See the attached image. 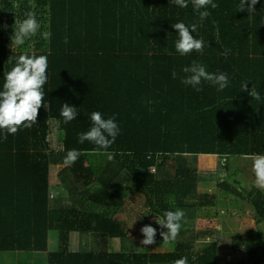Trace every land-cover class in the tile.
<instances>
[{
  "label": "trees",
  "instance_id": "16d2710c",
  "mask_svg": "<svg viewBox=\"0 0 264 264\" xmlns=\"http://www.w3.org/2000/svg\"><path fill=\"white\" fill-rule=\"evenodd\" d=\"M213 2L218 7L201 9L211 13L201 21L191 0L186 8L170 0H0V90L19 55L48 57L47 108L38 110V122L7 139L0 130V204H16L0 210L1 252L44 251L46 264H172L183 256L189 264H219L215 231L194 234L198 213L222 204L219 195L198 191L199 154L225 158V176L218 175L216 185L231 196L230 204L246 200L254 224H264V192L252 184L244 194L228 174L229 158L264 155V0L252 13L237 10L239 0ZM27 11L35 12L41 28L15 46V20ZM177 22L197 24L193 35L203 39L202 53L177 52ZM194 60L208 72L227 73L228 86L218 91L202 80L196 91L184 85L188 74L182 69ZM245 82L249 91H242ZM251 88L260 100L249 94ZM65 102L78 109L68 123L60 115ZM93 111L104 118L115 114L120 131L107 149L78 142V133L91 127ZM53 119L63 132L62 152L46 142ZM70 149L80 156L69 167L63 160ZM57 165L64 167L57 196L70 205L52 208L48 178ZM129 197L139 198L141 210L154 219L166 210H184L176 241L163 240L166 228L156 233L155 242L171 244L172 251L109 248L111 241L129 239L127 221L117 217ZM53 230L57 247L50 251ZM72 234L84 236L85 246L71 249ZM233 239L234 249L247 255L239 264H264L262 232L250 229Z\"/></svg>",
  "mask_w": 264,
  "mask_h": 264
},
{
  "label": "clouds",
  "instance_id": "9594fccd",
  "mask_svg": "<svg viewBox=\"0 0 264 264\" xmlns=\"http://www.w3.org/2000/svg\"><path fill=\"white\" fill-rule=\"evenodd\" d=\"M171 3L179 7L186 8L188 0H170ZM191 3L199 14L200 20H204L211 15L207 9L218 7L213 0H191ZM258 0H239L237 10L249 13L255 12V5ZM23 20H15L14 35L11 37V43L15 46L24 45L26 40L37 35L41 28V23L37 20L34 11H27ZM173 27L178 32V39L175 43L177 52L181 55L190 54L193 51L203 52L204 41L202 38H196L193 33L197 31V24L186 25L184 22H177ZM44 39H49L51 33L44 31L41 33ZM67 43V37L65 38ZM48 57L46 55L21 54L16 59L15 65L5 75L3 88L0 90V130H4V139L8 134H16L21 128H31L38 122L39 109L46 107L44 103L45 91L44 85L48 82L47 75ZM182 71L187 73L181 82L184 85H191L196 91L201 81H210L218 85V91H223L229 84L228 74L225 72L211 73L206 70V66L197 61L191 65L183 67ZM173 78L176 73L173 71ZM242 91H249L246 82L242 85ZM249 94L255 99L260 100V94L254 88H251ZM60 115L65 123H68L78 116V109L75 106L65 102L60 109ZM91 127L88 131L78 133L79 143L90 141L101 149H107L115 142L119 134V125L116 122L115 114L104 118L99 111H93L90 116ZM80 153L77 149H70L66 152L63 163L66 166H72L79 159ZM112 156L109 155V159ZM252 161V171L255 176L254 185L261 191H264V155L253 154L250 156ZM152 171V170H151ZM185 216L183 209L166 210L163 217H156V223L161 228H166V232H161L163 240L176 241ZM144 239L141 244L147 246L155 243L157 229L153 226L144 225L141 228ZM172 264H189L187 256L176 259Z\"/></svg>",
  "mask_w": 264,
  "mask_h": 264
},
{
  "label": "rangeland",
  "instance_id": "374dc122",
  "mask_svg": "<svg viewBox=\"0 0 264 264\" xmlns=\"http://www.w3.org/2000/svg\"><path fill=\"white\" fill-rule=\"evenodd\" d=\"M58 140H63L62 131L58 133ZM201 155L202 154L197 155L194 160L198 171V183L201 186L198 188V191L207 192L209 194L215 193L219 195L220 199H222V204L218 209H213L210 211L202 210L198 213L196 221L194 222V234L207 233L209 230L215 231L213 237H216L220 244L218 252L219 264L243 263L246 261L247 255L242 248H240V250L234 249L236 242L234 241L233 237L235 235L244 234L250 229H257L262 232L264 236V224H254V211L246 200H236L233 204H230L228 200L231 196L224 197V195H222V192L216 183L219 166L224 162L223 157H217L218 155ZM62 169H64L62 165H57L51 170V174L54 177L58 175L57 177L59 178ZM151 170H153V168H151ZM228 174L230 175L229 182L231 184H233L236 188L243 189L244 194L249 192L250 187L252 184L254 185L255 180L250 156H233L229 158ZM56 189L57 188L51 187V191H53V193L56 192ZM256 190H258V188L255 189V191ZM59 202L64 206L70 205L69 200L66 198L63 200L61 199ZM225 202L228 204H225ZM141 208L142 204L140 203L139 198L130 199L129 197L125 199V212L118 213L117 217L127 221L129 239L123 243L119 240L111 241L109 242V248L122 251H125L123 249L125 247L130 250H132L131 247H134L138 250H147L151 252L172 251L173 246L167 243L155 242L154 244L147 246L141 244V241L144 239L141 228L144 225L150 224L157 230L160 227V225L156 223V219H154L152 215L145 213V210L142 211ZM206 213H211V215L208 217L205 215ZM56 237V231H49L47 240L48 250L53 251L56 249ZM209 239L212 238L209 237ZM86 243L87 241L84 236H80L79 234L70 235L69 244L71 249L75 250L82 248ZM46 263V252L44 251H0V264Z\"/></svg>",
  "mask_w": 264,
  "mask_h": 264
},
{
  "label": "built area",
  "instance_id": "2783aa9c",
  "mask_svg": "<svg viewBox=\"0 0 264 264\" xmlns=\"http://www.w3.org/2000/svg\"><path fill=\"white\" fill-rule=\"evenodd\" d=\"M47 136L46 142L48 143L49 149L55 152H62L64 150L63 142L58 140L59 120L53 119L47 122ZM225 161V158H224ZM53 195L49 194V199H52Z\"/></svg>",
  "mask_w": 264,
  "mask_h": 264
},
{
  "label": "crops",
  "instance_id": "0c3cea01",
  "mask_svg": "<svg viewBox=\"0 0 264 264\" xmlns=\"http://www.w3.org/2000/svg\"><path fill=\"white\" fill-rule=\"evenodd\" d=\"M202 155H204V154H202ZM202 155H201V156H202ZM206 155H211V156L214 155V156H217V155H215V154H206ZM211 156H210V157H211ZM217 157H219V156H217ZM85 164L87 165V162H86ZM57 176H58V175H57ZM57 176L54 177V176L51 174V170H50V174H49V178H48L49 180H48V181H49V184H50L51 187L57 188V187H56V183H57L56 181H57V178H58ZM57 189H58V188H57ZM57 189H56V192H55V193H53V191L49 190V194H52V195H53V198H52V199H49V200H50V207H52V208H53V207H57V208H59V206H63V205L60 204V202H59L61 199L59 200V197L57 196L58 193H59V192L57 191ZM56 196H57V197H56ZM55 199L58 200V201H56ZM54 200H55V201H54ZM69 203H70V201H69ZM0 205H1V204H0ZM10 207H11V208H14V207H16V204H13V203L11 204V202H9V203H5V205H4V204L2 203V205H1V207H0V210L9 209ZM7 215H8V214H7ZM7 215H6V216H7Z\"/></svg>",
  "mask_w": 264,
  "mask_h": 264
},
{
  "label": "water",
  "instance_id": "95a60500",
  "mask_svg": "<svg viewBox=\"0 0 264 264\" xmlns=\"http://www.w3.org/2000/svg\"><path fill=\"white\" fill-rule=\"evenodd\" d=\"M224 168H225V163H221L220 166H219V172H218V175L220 177H223L225 176V172H224Z\"/></svg>",
  "mask_w": 264,
  "mask_h": 264
}]
</instances>
